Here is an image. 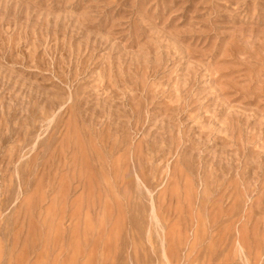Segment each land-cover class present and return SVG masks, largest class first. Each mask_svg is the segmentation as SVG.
<instances>
[{"label": "rangeland", "instance_id": "rangeland-1", "mask_svg": "<svg viewBox=\"0 0 264 264\" xmlns=\"http://www.w3.org/2000/svg\"><path fill=\"white\" fill-rule=\"evenodd\" d=\"M0 264H264V0H0Z\"/></svg>", "mask_w": 264, "mask_h": 264}]
</instances>
